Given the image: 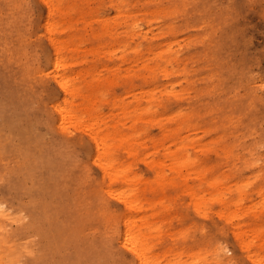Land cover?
Segmentation results:
<instances>
[{
  "label": "rangeland",
  "instance_id": "rangeland-1",
  "mask_svg": "<svg viewBox=\"0 0 264 264\" xmlns=\"http://www.w3.org/2000/svg\"><path fill=\"white\" fill-rule=\"evenodd\" d=\"M52 1L48 31L41 0H0V257L129 264L128 220L159 264H264V0ZM49 32L128 215L87 135L58 128Z\"/></svg>",
  "mask_w": 264,
  "mask_h": 264
},
{
  "label": "bare ground",
  "instance_id": "bare-ground-1",
  "mask_svg": "<svg viewBox=\"0 0 264 264\" xmlns=\"http://www.w3.org/2000/svg\"><path fill=\"white\" fill-rule=\"evenodd\" d=\"M41 2L46 7V29L50 31V29L52 28L53 31L54 25L51 23L50 18L54 12L53 1L41 0ZM65 12L66 9L62 6V17L66 16ZM94 37L96 38L97 35H94ZM48 41L52 46L54 52L52 60L54 71L52 72V78L61 90L63 97L62 105L54 104L52 108L57 115L56 122L58 128L63 130L65 129V125L79 127L82 132L87 135L89 140L92 142V148L95 151V154L93 153L91 157L93 158L94 163L98 165L101 176L103 178L109 179L106 186V192L110 197L114 198L115 201L121 204L125 215H128L130 213V210H132L134 203L136 202L135 196L133 194L134 185L129 176H123L121 171H117V177L112 178L111 173L116 170H112L114 167L109 157L110 153L108 149L109 146H107V135L99 129L98 121H94L95 123L91 122L90 124H83L79 120V117L68 110L67 101L64 97L70 95L72 97H76V95L78 94V88H76L74 83L71 81V79L68 78L65 73L60 74L57 72V69H60V67L62 70L66 69L69 60L65 56H63V54L62 57L59 55V49L57 47L58 43L50 32ZM158 176H160L161 178L160 173H158ZM113 187H118V189L114 190ZM0 208H3V206L1 207L0 205ZM143 224L146 225L147 223L144 222ZM134 226L135 225L133 221L125 220L121 232L116 234L117 243L129 255V264H159L154 260V256L148 252V245H144V243L142 242V234L139 231L133 232ZM219 253L220 252H216V255H218ZM17 256L18 254H15V251H7L0 257V264H18V261H15Z\"/></svg>",
  "mask_w": 264,
  "mask_h": 264
}]
</instances>
